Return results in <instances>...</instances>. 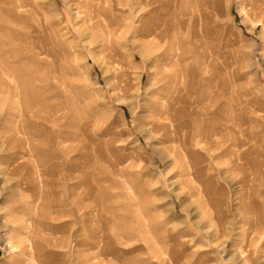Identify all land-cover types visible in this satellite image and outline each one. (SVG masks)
Listing matches in <instances>:
<instances>
[{"label":"rangeland","instance_id":"1","mask_svg":"<svg viewBox=\"0 0 264 264\" xmlns=\"http://www.w3.org/2000/svg\"><path fill=\"white\" fill-rule=\"evenodd\" d=\"M0 264H264V0H0Z\"/></svg>","mask_w":264,"mask_h":264},{"label":"bare ground","instance_id":"2","mask_svg":"<svg viewBox=\"0 0 264 264\" xmlns=\"http://www.w3.org/2000/svg\"><path fill=\"white\" fill-rule=\"evenodd\" d=\"M254 10H256L258 7L255 5L254 7ZM137 30V29H136ZM14 53V52H13ZM19 55V54H18ZM142 56V58H144V59H146L147 57H146V55H141ZM22 59V58H21ZM24 71V70H23ZM32 75V74H31ZM20 76V75H19ZM24 77V76H23ZM167 78V77H166ZM27 80V79H26ZM29 82V81H28ZM23 83V82H22ZM121 85V84H120ZM23 86V85H22ZM122 87V86H121ZM124 87V86H123ZM125 87H128V85L127 84H125ZM125 87L123 88V89H125ZM121 89V88H120ZM118 91V90H117ZM14 104V103H13ZM172 103H170V106H169V109H171L172 108V105H171ZM10 105V104H9ZM153 128L156 130V129H158L159 131H161V130H163V128H160V127H158V125H157V123L156 124H154L153 123ZM119 138V137H118Z\"/></svg>","mask_w":264,"mask_h":264}]
</instances>
